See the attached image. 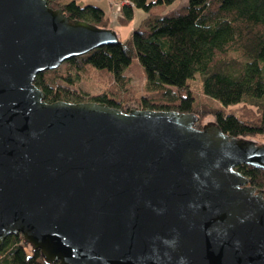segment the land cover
Listing matches in <instances>:
<instances>
[{
    "label": "water",
    "instance_id": "water-1",
    "mask_svg": "<svg viewBox=\"0 0 264 264\" xmlns=\"http://www.w3.org/2000/svg\"><path fill=\"white\" fill-rule=\"evenodd\" d=\"M120 42L48 0H0V248L50 264H264V144L194 113L46 101L38 74Z\"/></svg>",
    "mask_w": 264,
    "mask_h": 264
},
{
    "label": "trees",
    "instance_id": "trees-1",
    "mask_svg": "<svg viewBox=\"0 0 264 264\" xmlns=\"http://www.w3.org/2000/svg\"><path fill=\"white\" fill-rule=\"evenodd\" d=\"M62 1L48 0V5L63 9L73 20L109 28L110 18L102 8ZM112 1L114 5L124 0ZM176 1L125 0L117 16L119 25H129L136 10L146 13L129 39L40 73L35 85L49 103L95 102L123 112L194 113L201 121L212 116L223 133L236 138L264 136V0H187L166 12ZM134 58L146 73V95L137 96L125 74ZM90 70L110 76L107 90L92 94L75 88L78 78ZM197 77L203 101L193 93ZM212 102L220 105L214 108ZM232 107L239 112L226 111ZM237 171L264 193V170L243 164ZM0 264L50 263L19 233L4 241Z\"/></svg>",
    "mask_w": 264,
    "mask_h": 264
},
{
    "label": "rangeland",
    "instance_id": "rangeland-1",
    "mask_svg": "<svg viewBox=\"0 0 264 264\" xmlns=\"http://www.w3.org/2000/svg\"><path fill=\"white\" fill-rule=\"evenodd\" d=\"M72 0H63L61 3L65 4ZM80 4H89L93 6H98L102 8L103 10H106L107 16L110 18L109 21V28L115 30L119 36V39L121 42L126 41L130 38L131 33L133 30L138 27L142 21V19L146 16V13L142 10H136L135 11V17L134 20L127 26H121L117 22V16L119 12L121 11V6L124 3V1H119L117 4L112 5V0H75ZM187 0H178L175 3L169 5L166 7V12H170L175 9H179L182 6L186 5ZM125 74L127 75L128 79L130 80L131 85L136 89L137 96H142L147 94L146 90V73L137 60V58H134L130 64V66L127 68ZM111 84L110 76L103 73L98 72L95 70H90L88 74L82 75L78 78L76 89L81 90L82 92L86 93H100L102 91L107 90L109 85ZM192 89L193 93L197 97V99L203 101L205 100V97L200 93V78L197 77L193 83H192ZM214 108L219 106L220 104L215 102L211 103ZM236 107L228 108L227 112H234L238 113L239 111L236 110ZM201 121V120H200ZM214 121L212 116H207L205 118H202V121L200 124L202 126L206 123ZM247 139L253 140L258 144H264V136H255V137H248Z\"/></svg>",
    "mask_w": 264,
    "mask_h": 264
},
{
    "label": "crops",
    "instance_id": "crops-1",
    "mask_svg": "<svg viewBox=\"0 0 264 264\" xmlns=\"http://www.w3.org/2000/svg\"><path fill=\"white\" fill-rule=\"evenodd\" d=\"M106 2H107V0H106ZM83 5V4H82ZM106 11V10H105Z\"/></svg>",
    "mask_w": 264,
    "mask_h": 264
}]
</instances>
